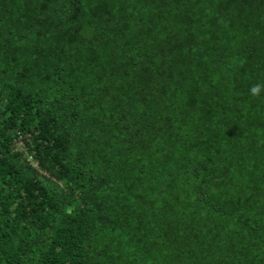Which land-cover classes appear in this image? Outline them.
I'll use <instances>...</instances> for the list:
<instances>
[{
  "label": "trees",
  "instance_id": "obj_1",
  "mask_svg": "<svg viewBox=\"0 0 264 264\" xmlns=\"http://www.w3.org/2000/svg\"><path fill=\"white\" fill-rule=\"evenodd\" d=\"M0 264H264V0H0Z\"/></svg>",
  "mask_w": 264,
  "mask_h": 264
},
{
  "label": "clouds",
  "instance_id": "obj_2",
  "mask_svg": "<svg viewBox=\"0 0 264 264\" xmlns=\"http://www.w3.org/2000/svg\"><path fill=\"white\" fill-rule=\"evenodd\" d=\"M257 90L258 89L254 87L251 91L253 92V94H255L257 92Z\"/></svg>",
  "mask_w": 264,
  "mask_h": 264
},
{
  "label": "rangeland",
  "instance_id": "obj_3",
  "mask_svg": "<svg viewBox=\"0 0 264 264\" xmlns=\"http://www.w3.org/2000/svg\"><path fill=\"white\" fill-rule=\"evenodd\" d=\"M22 146H23V143L22 142H19L18 148H21ZM34 164H36V163L34 162Z\"/></svg>",
  "mask_w": 264,
  "mask_h": 264
}]
</instances>
